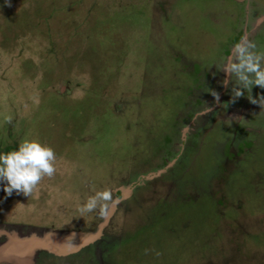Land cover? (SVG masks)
I'll list each match as a JSON object with an SVG mask.
<instances>
[{"label":"rangeland","instance_id":"obj_1","mask_svg":"<svg viewBox=\"0 0 264 264\" xmlns=\"http://www.w3.org/2000/svg\"><path fill=\"white\" fill-rule=\"evenodd\" d=\"M241 43L264 54V0H0V147L57 158L29 197L0 184V245L32 264H264V89L221 87ZM103 190L107 215H82Z\"/></svg>","mask_w":264,"mask_h":264},{"label":"clouds","instance_id":"obj_2","mask_svg":"<svg viewBox=\"0 0 264 264\" xmlns=\"http://www.w3.org/2000/svg\"><path fill=\"white\" fill-rule=\"evenodd\" d=\"M253 47L250 44H237L233 52L234 59L229 58L222 69L224 80L221 87L234 94L233 102L245 96L246 91H252L254 86L264 89V54L253 53L250 51ZM233 77L235 85L229 89ZM214 99L219 103V93H214ZM250 102L264 107V95L252 98ZM212 110L207 107L198 116L207 115ZM4 122L12 125L13 117L4 116ZM56 159L55 151L51 147L35 140H24L19 143L18 150L0 153V184L3 185V191L8 196L16 193L29 197L44 177L54 176ZM113 203L111 191H97L79 211L83 215L98 210L101 215H107Z\"/></svg>","mask_w":264,"mask_h":264},{"label":"water","instance_id":"obj_3","mask_svg":"<svg viewBox=\"0 0 264 264\" xmlns=\"http://www.w3.org/2000/svg\"><path fill=\"white\" fill-rule=\"evenodd\" d=\"M6 243L4 244V248L5 251H0V255L3 256V253H7V252H10V253H14V252H20L21 250H23L24 248H26V245L28 244H25L26 242L24 241H21V242H13L10 238L6 239ZM24 254V253H23ZM15 262V264H25L23 261H22V257H12Z\"/></svg>","mask_w":264,"mask_h":264},{"label":"crops","instance_id":"obj_4","mask_svg":"<svg viewBox=\"0 0 264 264\" xmlns=\"http://www.w3.org/2000/svg\"><path fill=\"white\" fill-rule=\"evenodd\" d=\"M5 224L4 223H1L0 226H4ZM8 239V238H6ZM7 241H4L3 245L1 246L0 245V251H5L6 248H4V244L6 243ZM25 249V248H24ZM23 250H21L20 252H14V253H10V252H7V253H4L3 256L0 255V260L1 259H5L4 261H9L12 260L13 258L12 257H22V261L25 263V264H32L31 262H29V259L31 258L30 256L28 255H24L23 253L25 252ZM14 260V259H13ZM12 260V264H15V262Z\"/></svg>","mask_w":264,"mask_h":264},{"label":"trees","instance_id":"obj_5","mask_svg":"<svg viewBox=\"0 0 264 264\" xmlns=\"http://www.w3.org/2000/svg\"><path fill=\"white\" fill-rule=\"evenodd\" d=\"M16 147L15 143H5L3 145H1L0 147V153H7L10 151H13L14 148Z\"/></svg>","mask_w":264,"mask_h":264},{"label":"bare ground","instance_id":"obj_6","mask_svg":"<svg viewBox=\"0 0 264 264\" xmlns=\"http://www.w3.org/2000/svg\"><path fill=\"white\" fill-rule=\"evenodd\" d=\"M4 254V253H3Z\"/></svg>","mask_w":264,"mask_h":264}]
</instances>
